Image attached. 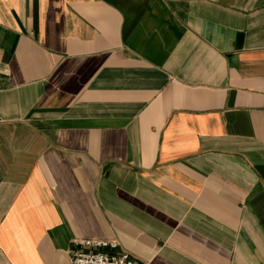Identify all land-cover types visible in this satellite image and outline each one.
<instances>
[{"label": "crops", "instance_id": "obj_1", "mask_svg": "<svg viewBox=\"0 0 264 264\" xmlns=\"http://www.w3.org/2000/svg\"><path fill=\"white\" fill-rule=\"evenodd\" d=\"M264 264V0H0V264Z\"/></svg>", "mask_w": 264, "mask_h": 264}, {"label": "built area", "instance_id": "obj_2", "mask_svg": "<svg viewBox=\"0 0 264 264\" xmlns=\"http://www.w3.org/2000/svg\"><path fill=\"white\" fill-rule=\"evenodd\" d=\"M69 264H137L116 240L74 238Z\"/></svg>", "mask_w": 264, "mask_h": 264}]
</instances>
